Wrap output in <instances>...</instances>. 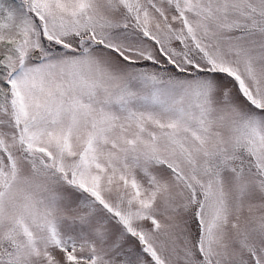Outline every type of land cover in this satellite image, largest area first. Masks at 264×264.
I'll list each match as a JSON object with an SVG mask.
<instances>
[{
	"label": "snow or ice",
	"instance_id": "6c2138e0",
	"mask_svg": "<svg viewBox=\"0 0 264 264\" xmlns=\"http://www.w3.org/2000/svg\"><path fill=\"white\" fill-rule=\"evenodd\" d=\"M0 264H264V0H0Z\"/></svg>",
	"mask_w": 264,
	"mask_h": 264
}]
</instances>
